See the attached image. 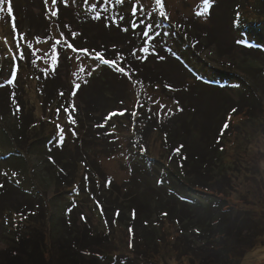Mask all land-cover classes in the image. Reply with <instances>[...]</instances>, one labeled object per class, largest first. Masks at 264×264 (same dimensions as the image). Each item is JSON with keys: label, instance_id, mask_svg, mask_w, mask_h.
<instances>
[{"label": "rangeland", "instance_id": "obj_1", "mask_svg": "<svg viewBox=\"0 0 264 264\" xmlns=\"http://www.w3.org/2000/svg\"><path fill=\"white\" fill-rule=\"evenodd\" d=\"M138 1V9L141 4L146 10L154 5L159 13L155 0ZM162 3L168 18L159 14L164 26H159V38L152 39V50L138 49L139 57L134 58L133 54L126 56L125 43L108 46V59L116 60L117 68L125 67L135 77L128 82L122 76L127 74L114 67L117 72L112 70L106 76L111 79L115 73L119 78H113L111 97L100 92L102 81L75 83L66 69L86 56L85 47L75 49L81 45L78 37L82 32L76 21L91 27V32L82 33L91 43L98 42L100 36L132 34L128 26L108 28L105 16L103 23H97L103 13L94 0H56L55 4L52 0L23 1L31 27L25 20L20 31L15 22L6 26L11 20L3 21L0 16V106L4 107L0 110V182L8 187V191L0 187V264H48L49 260V264H60L61 249L68 245L82 249L76 264H131L134 253L129 244L134 241L129 226L136 228L141 223L139 213H143L133 192L160 193L156 188L162 181L156 182V178L160 168L170 167L172 141L179 136V141L182 138L186 144L197 145L191 152L201 158L207 135L216 126L222 128L223 140H218L217 147L232 180H223L212 189L222 191L216 195L227 205L264 214V113L250 119L241 107H233L246 87L259 92L264 108V0ZM23 5L18 4L15 11ZM130 14L136 17L139 12L136 9ZM134 37L125 42L133 44ZM14 54L22 60L29 57L28 70L21 67L18 73L27 87L16 79L1 77L18 66L10 63ZM50 55L57 58L48 62L51 68L46 72L58 77L64 88L61 99L54 91L55 107L51 108L49 99L43 105L44 94L40 95L36 82L26 79L42 70ZM75 67L79 72V66ZM13 95L20 98L17 105H22H15L16 110L9 104ZM110 113L116 115L106 119ZM194 122H198V130L190 131L187 123ZM226 122L229 127L224 129ZM170 129L175 132L169 140L165 132ZM13 134H20V142L11 140ZM33 138L38 150L27 153ZM23 200H36L44 208L33 205L21 217L14 207ZM107 202L124 209L122 219L126 221L109 223V216L104 215L112 211L109 206L105 209ZM28 215L36 221H28L29 217L23 221ZM86 226L103 234L99 241L82 236ZM74 231L78 239L68 242L74 235L69 233ZM156 258L163 264L184 263L166 252ZM145 264L158 263L151 258ZM240 264H264V234L244 253Z\"/></svg>", "mask_w": 264, "mask_h": 264}, {"label": "trees", "instance_id": "obj_2", "mask_svg": "<svg viewBox=\"0 0 264 264\" xmlns=\"http://www.w3.org/2000/svg\"><path fill=\"white\" fill-rule=\"evenodd\" d=\"M23 1L27 0H11L13 8V14L11 17H9L6 12L0 13L3 21H8L7 19L11 20L9 24H6V26H10L12 22H15L18 31L22 29L21 26L24 24L25 20L26 22L29 20V16L27 15L29 9L26 5H23ZM111 1L113 0H94L97 4L96 8H101L103 13L101 20L97 21V23H103L105 16L107 17L106 23L109 22V24L107 23V27L109 26L108 28L123 29V27L126 28V26H128L127 29L129 33H132L131 36L124 35V39L122 33H114V35L110 36H100L98 42L92 41L91 43L83 38L85 31L86 33L89 31L91 32V27H89L87 23L84 24L82 21H76L75 24L79 27V32H82L78 37L80 38L79 40L81 41V45L75 49L77 51H82L81 48L85 47L84 50L87 51L84 52L83 55L86 56L79 55L77 53L75 55L77 57L83 56V58H80L77 64H75L79 66V72H77V68L73 65V63L69 67L71 68L70 70L68 69V66L66 67L68 74L71 72V76L69 77L70 80H74L75 83L78 81L81 84L83 80L85 82L91 79H95L97 83H99V80L102 81L99 84L100 92L108 97H111L109 94L111 91L114 92V86L112 85L114 84V79L119 80V78H117L115 73L112 76L114 79H108L106 76L110 74V71L112 70L117 72L114 67L117 68L116 66L119 65H117V62L114 65L102 63L100 60L95 58L96 52H100L104 59L113 61L114 59L112 58L108 59V53L106 52V50H108V46L110 44L121 45L125 43L127 45L126 52H128L126 56L130 57L133 54L134 58H137L139 57L137 56L139 55L138 49L139 51L149 48L150 50L153 49L154 44L152 39L154 37L155 39L159 38L158 36L161 35L160 33L162 32L159 26H164L162 21L159 19V13L154 5L151 7L148 6L146 10L142 9V4L141 9H138L136 6L139 4L138 0H122L119 5L117 0H114L116 2H114L113 5L108 4V2L110 3ZM18 4H22L23 7L20 8L19 11H15ZM2 6L5 8L7 7V0ZM133 9H137L139 12V15L136 17L130 14L133 12ZM123 14L127 17L125 18L122 16ZM69 18L73 21L72 17ZM133 32L137 35V38L134 37ZM145 32L147 35L144 34ZM173 36H175L173 37V40L178 41V37H176V35ZM132 37L135 38L133 44L125 42V40L128 39L132 41ZM74 44L75 42L73 45ZM101 49H105V51ZM12 56L10 57V63L17 64L18 66L15 68L13 66L8 70L6 76L2 75L1 77H3L6 81H9V78L16 79L17 82H21L23 87H25L26 85L22 82L21 76H19V70L21 67L28 70L27 63L29 61V57L26 60H22L18 55H15L14 57ZM53 58L56 59L57 56L50 55L49 61L45 58L42 70L39 72L35 71L26 78L27 82H36V89L41 92L40 95L44 94L43 105H47L46 102L47 99H49L48 105L50 108L52 106L55 107L54 98L56 96H54V91L57 92V96H59L60 99L64 93V88L62 89L61 87L63 83H60L59 78L56 76L52 77L53 73L49 72L48 74L46 72L50 70L51 67L48 65V62L51 61V63H53ZM141 64L142 62H140V67ZM90 65L92 66L90 67ZM123 69H125V71L122 73L127 75L122 76L125 77L128 82L132 83L135 81L133 74L128 72L125 67ZM245 88L244 91L241 92L239 99L240 102L234 103L233 107H241L242 111L244 110L250 119L260 117V113H264V108L261 104L259 92L257 93L256 90ZM44 91L48 94V98H46ZM18 99L20 98H16L14 95L12 96L9 102L11 109L16 110L15 105L21 103ZM66 105L67 103H63L62 107H64L65 111L66 109L68 111L69 108ZM94 105L97 106L99 104L94 103ZM3 108L4 107L0 106L1 111L4 110ZM114 110L115 109L110 110V112ZM106 112L108 113L109 110L107 109ZM187 125L190 127V131L191 129L193 131L198 130V122H194L192 125L190 124L191 126L188 123ZM173 131V129H170L168 132H165L166 139H171ZM209 134L207 135L205 149L202 150L203 154L201 158L196 157V155L191 152L192 149H197V145L194 146V144H186V141H183L182 138L179 141V136H177L176 140H171V147H169L170 149L168 151V163H170V167L168 166L169 169L164 167L160 168L158 173L161 174L160 176H157L158 178H156V182L160 183L162 181V183H160L156 188L160 193H156L154 190L150 194L145 192L141 194L137 191L133 192V196L139 199V205L140 208H142L141 211L143 213H139L141 223L137 224L136 228H131V226H129L131 229V237L133 238V240L131 239V242L134 241L131 245L132 252L134 253V256L131 257H134L131 259L133 260L131 264H143L142 260H144L145 264V261L148 262L151 258L154 259V262L157 261L158 264H163L161 263L162 261L156 258L163 252L170 254L176 259L183 260V264H187L188 261L191 262L190 264H240L244 253L248 249L252 248L264 234V214L248 208L227 205V203H223V200L216 195V193L220 194L222 191L217 188L212 189V186L220 184L223 180H227L229 183L232 178L226 173V165L222 159L221 151L218 149L219 147H217L218 140H223L222 128H220V126H216L214 132ZM12 139L14 142H20V134L19 136L13 134L11 140ZM34 139L35 138L31 141V146L27 148L29 150L27 153L33 151L36 152L38 150V142L35 143ZM177 149H179V151H176ZM17 150L24 152V150H20L18 148ZM140 155L143 156L141 158H146L147 156L145 154ZM146 159L151 161V158L149 157ZM171 182H174L176 185L171 186ZM0 187H2L3 190L7 189L8 191V187L1 182ZM166 188L168 191H166ZM100 191L102 192V190ZM17 199L22 201L18 197ZM110 203L107 202V205H104L106 210L108 206L112 210L109 213H104L105 216H109V223H112V221L118 223H121L122 220L126 221L122 219L126 211ZM33 205H37V208L40 209L44 208V205L38 203L36 200H23V202H18V205H16L14 209L16 214L23 217L26 215L24 211H27L29 208L32 209ZM65 214L68 216L67 223L70 225V222H68L70 214L69 212H66ZM27 218L28 221H36L34 217L31 218V215H28L27 217L25 216L23 221ZM106 222L108 223V220H106ZM62 224L63 222L59 223L60 228ZM56 230L59 232L58 227L54 228V231ZM81 233L82 236L86 237L85 239L94 237L97 241H99L98 238L103 235L98 231L94 233L90 230L89 226H86ZM69 235L73 236H70L68 242H71L73 238L76 240L78 239L76 231L73 233L70 232ZM63 236L64 235H61V238H63ZM74 244L77 246V243L74 242ZM61 250L63 253L61 254L62 260L60 264L80 263V261H77L76 256L82 249L78 248V252V250H75L72 245H68L67 248H62Z\"/></svg>", "mask_w": 264, "mask_h": 264}, {"label": "snow or ice", "instance_id": "obj_3", "mask_svg": "<svg viewBox=\"0 0 264 264\" xmlns=\"http://www.w3.org/2000/svg\"><path fill=\"white\" fill-rule=\"evenodd\" d=\"M5 2H6V0H0V13H4V12H6L7 15H8L9 17H11L12 14H13V8H12L11 0H7V7H6V8L2 6V5L5 4ZM121 2H122V0H117V3H121ZM52 3L55 4V3H56V0H52ZM155 3H156V5L159 7V14H160L162 17H164L165 19H167L168 17H167V15H166V12L164 11V5H163V3H162V0H155ZM133 11H136V9H133ZM52 15L55 16V15H56V12L53 11V12H52ZM144 34L147 35L146 32H145ZM57 43H60V41L58 40ZM68 47H69V48H72L73 46H72L71 44H69ZM73 50L75 51V49H73ZM83 51L86 52L87 50H83ZM95 58L98 59V60H100V61H101L102 63H104V64H113V65H114V64L116 63L115 60H113V61H109V60L104 59L103 55H102L100 52H96ZM53 59H55V58H53ZM117 71L124 72L125 69H123V68H119V67H118V68H117ZM10 82H11V81H10ZM74 110H75V109H74V107H73V111H74ZM57 111L59 112L60 109H57ZM66 111H67V109H66ZM232 111L235 112L236 109H233ZM120 114L122 115L123 113H120ZM112 115H116V113H110V114H109V117H106V119L110 118V116H112ZM69 119H70V121H71L72 123H75L74 120H71V117H69ZM98 126H99V127H102L103 125H98ZM57 127L59 128V125H57ZM228 127H229V125H228V123L226 122V123L224 124L223 128H224V129H227ZM176 151H179V149H177ZM14 175H15V174H14ZM130 231H131V229H130ZM129 247H131V244H129Z\"/></svg>", "mask_w": 264, "mask_h": 264}]
</instances>
